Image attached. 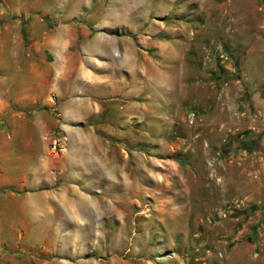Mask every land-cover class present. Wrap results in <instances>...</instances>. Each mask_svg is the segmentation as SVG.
<instances>
[{"label":"rangeland","instance_id":"obj_1","mask_svg":"<svg viewBox=\"0 0 264 264\" xmlns=\"http://www.w3.org/2000/svg\"><path fill=\"white\" fill-rule=\"evenodd\" d=\"M14 25L64 78L43 139L0 141V264H264V0H0Z\"/></svg>","mask_w":264,"mask_h":264},{"label":"crops","instance_id":"obj_2","mask_svg":"<svg viewBox=\"0 0 264 264\" xmlns=\"http://www.w3.org/2000/svg\"><path fill=\"white\" fill-rule=\"evenodd\" d=\"M15 13H20L16 11ZM20 28L17 26H11L6 29L0 28V141L5 142V140H11L13 132H18L16 128L18 126H40V140L43 139L44 134L42 130V120L39 119L34 114L23 113L24 110H27L35 103L47 98L51 94L62 93V89H59V84L61 79L64 78V74L56 70L52 76L45 74L37 64L33 61H28L25 59L24 53L19 55L17 53V46L22 39L19 36ZM65 34L55 33L51 41V46L56 47L55 61L61 62L65 58V51L69 48L71 41L73 40V28L67 27L65 29ZM9 41V44L5 42ZM21 61L26 65L27 78L26 81H20L19 78L16 79L10 78V72L5 68L6 63H18ZM52 82V83H50ZM47 84V86L45 85ZM49 84V85H48ZM67 89H69L68 83ZM69 91V90H67ZM39 121V122H38ZM35 135H31L27 138V144L30 145L33 142V138L39 137L34 132ZM3 145H0V176L2 175V163L4 164L6 154L3 152ZM16 160H20L19 157H16ZM43 170V163H39V172L36 170L34 179H33V188H36L37 185L41 182ZM5 180V179H4ZM0 186H5L0 181ZM37 189V188H36ZM0 197L3 199L8 196L5 193H0ZM41 197V196H40ZM25 203L32 208V210H40L41 205L33 198L25 196ZM16 204V203H15ZM1 238V237H0Z\"/></svg>","mask_w":264,"mask_h":264}]
</instances>
